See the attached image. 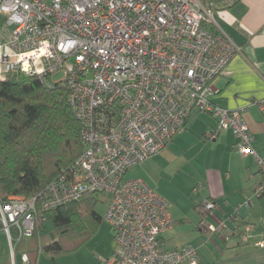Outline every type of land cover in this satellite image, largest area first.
I'll return each instance as SVG.
<instances>
[{"label": "built area", "instance_id": "obj_1", "mask_svg": "<svg viewBox=\"0 0 264 264\" xmlns=\"http://www.w3.org/2000/svg\"><path fill=\"white\" fill-rule=\"evenodd\" d=\"M234 2L0 0V82H65L82 124L83 152L67 174L38 196L0 202V231L8 234L13 252L12 228L20 238L29 237L47 210L101 192L110 196L105 219L115 236L104 264H200L193 245L161 247L174 225L170 203L143 178L126 177L130 168L162 152L196 108L217 119V131L231 129L238 151L256 159L261 179L254 195H264V156L252 145L243 110L212 99L215 80L242 52L215 14ZM56 73L62 77L50 82ZM240 207L222 218L216 201L203 202L202 230L227 239L228 221ZM22 258L30 264L26 253Z\"/></svg>", "mask_w": 264, "mask_h": 264}, {"label": "crops", "instance_id": "obj_2", "mask_svg": "<svg viewBox=\"0 0 264 264\" xmlns=\"http://www.w3.org/2000/svg\"><path fill=\"white\" fill-rule=\"evenodd\" d=\"M217 14L221 26L242 52L215 80L218 92L212 99L228 109L243 110L253 135L252 145L264 156V0H235ZM216 128L217 119L212 114L194 109L171 143L156 157L139 164L144 167L140 178L168 201L167 190L152 178L157 171L168 170L188 183L190 204L169 202L174 225L162 236L161 247L172 250L193 245L200 264H264V246L259 244L264 241V195H254L261 179L257 161L238 151L239 140L231 129L219 132ZM251 198V204L242 206ZM206 201L219 204L216 213L222 218H229L234 208L241 206L240 213L228 221L227 239L202 230L199 209ZM247 225H251L249 231ZM114 248L112 240L100 257L105 261ZM17 254L19 264H25L23 253L13 252L8 234L0 231V264H18ZM49 259L41 252L37 264H49Z\"/></svg>", "mask_w": 264, "mask_h": 264}, {"label": "trees", "instance_id": "obj_3", "mask_svg": "<svg viewBox=\"0 0 264 264\" xmlns=\"http://www.w3.org/2000/svg\"><path fill=\"white\" fill-rule=\"evenodd\" d=\"M81 133L65 82L51 87L36 78L0 82V202L13 195L38 196L67 174L83 152ZM100 194L87 192L80 200L47 210L42 225L29 237L20 238L12 228L15 251L37 264L44 249L53 255L79 250L101 224L95 210ZM49 219L56 230L47 238L42 229Z\"/></svg>", "mask_w": 264, "mask_h": 264}, {"label": "rangeland", "instance_id": "obj_4", "mask_svg": "<svg viewBox=\"0 0 264 264\" xmlns=\"http://www.w3.org/2000/svg\"><path fill=\"white\" fill-rule=\"evenodd\" d=\"M216 19L219 22L217 11L215 12ZM220 23V22H219ZM62 77L61 73H56L49 77L50 82L59 80ZM197 112L208 113L202 111L199 108H196ZM180 133V132H179ZM195 151V150H194ZM158 156V155H157ZM156 157L153 155V158ZM152 158L149 157V159ZM144 167L137 165L128 170V178L140 177L141 171ZM158 174L152 176L161 188L167 190V195L169 196V202L173 205L176 203L184 205L190 204L187 193L188 183L179 176H173L172 173L168 170H159ZM180 177V178H177ZM110 196L106 193H101L98 197V202L95 205V210L99 216L102 217L101 224L98 225L95 235L86 242L81 249L73 253H63V254H51L49 251H42V254L45 258H50L51 264H104V259L100 257L101 251L107 248L111 241H115L114 232L110 224L105 219V213L107 209V204L109 202ZM179 225H176L175 228H178ZM56 230L55 223L52 219L47 220L43 225V235L47 238L54 236ZM18 264L20 263V255L17 254ZM49 263V264H50Z\"/></svg>", "mask_w": 264, "mask_h": 264}]
</instances>
